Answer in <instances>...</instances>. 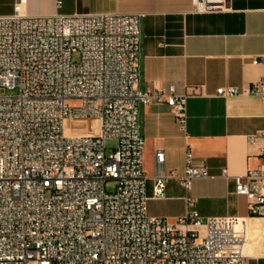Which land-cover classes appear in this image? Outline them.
Segmentation results:
<instances>
[{"label": "built area", "instance_id": "obj_1", "mask_svg": "<svg viewBox=\"0 0 264 264\" xmlns=\"http://www.w3.org/2000/svg\"><path fill=\"white\" fill-rule=\"evenodd\" d=\"M229 1L192 0V12H225ZM26 7L16 0L13 14L0 16V88L19 90L0 96V264H248L245 220L203 219L195 209L192 181L209 174L189 148L178 178L184 215H148L140 107L165 104L183 128L188 96L138 90L143 15L34 17ZM239 95L263 98L264 80L217 91ZM95 118L97 135L68 133L66 121ZM164 160L157 151L154 200L166 198L174 177ZM236 194L264 217V162L236 178Z\"/></svg>", "mask_w": 264, "mask_h": 264}, {"label": "crops", "instance_id": "obj_2", "mask_svg": "<svg viewBox=\"0 0 264 264\" xmlns=\"http://www.w3.org/2000/svg\"><path fill=\"white\" fill-rule=\"evenodd\" d=\"M16 0H0V16L13 14ZM192 0H27L29 16L132 14L141 20L142 46L138 90L173 88L187 95L182 128L165 104L141 106L145 140L143 168L152 199L156 152L165 156V203L185 213L183 175L187 148L209 176L192 181L195 209L206 219L245 220L248 264H264V217L251 216L245 196L236 194V178L264 162V97H218L221 88L245 90L264 80V0H230L228 10L195 14ZM256 136L249 144L247 138ZM243 181V179H241ZM156 217V216H154ZM179 217L173 218L174 221Z\"/></svg>", "mask_w": 264, "mask_h": 264}, {"label": "rangeland", "instance_id": "obj_3", "mask_svg": "<svg viewBox=\"0 0 264 264\" xmlns=\"http://www.w3.org/2000/svg\"><path fill=\"white\" fill-rule=\"evenodd\" d=\"M19 94L18 88L13 90L2 89L0 88V96L15 97ZM68 133H73L75 135L83 136H95L97 135L98 124L92 120H81V121H68L66 124ZM108 148L114 145L113 142L108 141ZM110 150L107 151V154H110ZM116 184L114 181H108L106 184V192L113 193L115 192ZM147 195L150 194L147 192ZM147 210L149 216H156L166 218L168 220H173V218L181 217V212L178 207L171 204L165 203L163 201H158L150 199L147 202Z\"/></svg>", "mask_w": 264, "mask_h": 264}, {"label": "bare ground", "instance_id": "obj_4", "mask_svg": "<svg viewBox=\"0 0 264 264\" xmlns=\"http://www.w3.org/2000/svg\"><path fill=\"white\" fill-rule=\"evenodd\" d=\"M87 120H92V121L97 122V124H98V128H99V125H100V120H99V119L95 118V119H87ZM87 120H86V121H87ZM68 121H79V120H68ZM68 121H66L65 125L67 124ZM98 128H97V134L99 133Z\"/></svg>", "mask_w": 264, "mask_h": 264}]
</instances>
